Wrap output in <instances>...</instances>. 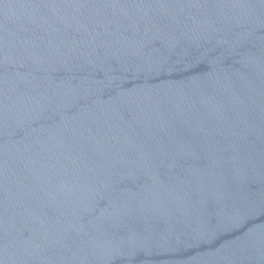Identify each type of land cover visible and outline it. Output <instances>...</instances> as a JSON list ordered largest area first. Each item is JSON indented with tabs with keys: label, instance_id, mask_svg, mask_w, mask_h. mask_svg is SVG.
Listing matches in <instances>:
<instances>
[{
	"label": "water",
	"instance_id": "water-1",
	"mask_svg": "<svg viewBox=\"0 0 264 264\" xmlns=\"http://www.w3.org/2000/svg\"><path fill=\"white\" fill-rule=\"evenodd\" d=\"M0 264H264V0H0Z\"/></svg>",
	"mask_w": 264,
	"mask_h": 264
}]
</instances>
